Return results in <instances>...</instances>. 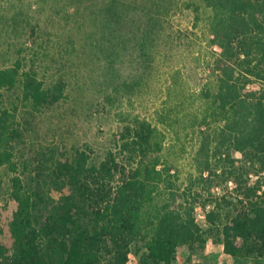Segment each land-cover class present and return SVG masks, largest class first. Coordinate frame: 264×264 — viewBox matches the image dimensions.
Segmentation results:
<instances>
[{"label": "trees", "instance_id": "trees-1", "mask_svg": "<svg viewBox=\"0 0 264 264\" xmlns=\"http://www.w3.org/2000/svg\"><path fill=\"white\" fill-rule=\"evenodd\" d=\"M202 4L211 77L185 177L172 171L162 133L139 118L124 122L115 151L97 161L78 148L17 157L19 107L51 106L63 86L45 87L19 58L0 69L8 103L0 107V169L13 206L6 239L0 230V264H127L135 245L141 264H172L181 249L209 240L233 259L264 257V0Z\"/></svg>", "mask_w": 264, "mask_h": 264}, {"label": "rangeland", "instance_id": "rangeland-1", "mask_svg": "<svg viewBox=\"0 0 264 264\" xmlns=\"http://www.w3.org/2000/svg\"><path fill=\"white\" fill-rule=\"evenodd\" d=\"M208 15L202 0H0V69L19 58L45 87L63 86L51 106L19 107L16 156L34 161L38 152L69 156L78 148L97 161L115 151L124 122L139 118L162 133L172 171L185 177L196 135L205 129L200 94L213 51ZM9 178L0 169L4 239L13 209ZM195 217L207 229L201 208ZM142 253L135 245L129 256L141 264ZM172 264H264V257L233 259L209 240L203 249H181Z\"/></svg>", "mask_w": 264, "mask_h": 264}, {"label": "clouds", "instance_id": "clouds-1", "mask_svg": "<svg viewBox=\"0 0 264 264\" xmlns=\"http://www.w3.org/2000/svg\"><path fill=\"white\" fill-rule=\"evenodd\" d=\"M129 260L132 262V264H135L134 257H132L131 255L129 256Z\"/></svg>", "mask_w": 264, "mask_h": 264}]
</instances>
